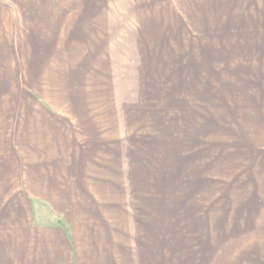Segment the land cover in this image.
<instances>
[{
  "label": "rangeland",
  "instance_id": "rangeland-1",
  "mask_svg": "<svg viewBox=\"0 0 264 264\" xmlns=\"http://www.w3.org/2000/svg\"><path fill=\"white\" fill-rule=\"evenodd\" d=\"M81 4L61 56L10 60L0 82V122L10 134L20 123L25 168H54L58 147L81 154L73 174L104 177L120 216L167 220V264H264V0H115L114 15L76 25ZM3 20L1 37L23 42L19 19Z\"/></svg>",
  "mask_w": 264,
  "mask_h": 264
},
{
  "label": "crops",
  "instance_id": "crops-1",
  "mask_svg": "<svg viewBox=\"0 0 264 264\" xmlns=\"http://www.w3.org/2000/svg\"><path fill=\"white\" fill-rule=\"evenodd\" d=\"M67 1L69 8H62L60 2ZM113 1L0 0V82L9 81L3 75L10 62L17 66V59L33 57L29 69H34L40 65L48 67L52 58L62 55L59 35L73 2L82 3L73 23L94 25L104 14H115L113 8L106 9ZM9 15L19 19L17 27L25 33L21 43L17 39L10 44L9 38L1 37L2 33L6 35L3 18ZM20 75L13 80L24 82L23 74ZM27 91L42 103V96L34 88ZM41 107L57 114L50 105L42 103ZM18 124L15 122L10 134L8 121L0 122V264H167V220L120 216L119 198L110 188L104 190V177L101 181L94 178L97 185H92L86 181V172L73 174L80 166L79 157L82 158L73 149L66 153L58 147L55 154L60 157L45 160L55 169L43 173L26 169L29 154ZM57 161L63 165H56ZM26 183L31 185V194L25 193ZM129 183L128 189L131 180ZM137 196L144 200L136 193ZM43 202L48 203L50 210ZM42 209L51 212L52 222L41 224L37 220V210ZM226 227L224 224V231Z\"/></svg>",
  "mask_w": 264,
  "mask_h": 264
}]
</instances>
